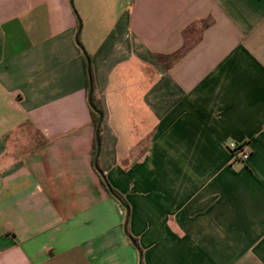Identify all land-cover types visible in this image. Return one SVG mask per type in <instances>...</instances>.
I'll use <instances>...</instances> for the list:
<instances>
[{"label": "crops", "instance_id": "1", "mask_svg": "<svg viewBox=\"0 0 264 264\" xmlns=\"http://www.w3.org/2000/svg\"><path fill=\"white\" fill-rule=\"evenodd\" d=\"M140 263L264 264V0H0V264Z\"/></svg>", "mask_w": 264, "mask_h": 264}, {"label": "water", "instance_id": "2", "mask_svg": "<svg viewBox=\"0 0 264 264\" xmlns=\"http://www.w3.org/2000/svg\"><path fill=\"white\" fill-rule=\"evenodd\" d=\"M70 4H71L72 7H74L73 0H70ZM80 34H81V23H80V20H79V29H78V32H77V35H76V43L80 47V49L82 50V52H83V54L85 56V59H86V63H87V73H88V76H89V79H90V88H89V93H88V104H89L90 108L95 113H97L98 116H99V121H98L97 128H96V146H97V152H96V158H95V161H94V165H95V168L98 171V173L100 175H103L102 171H100V169L98 167V157H99L100 148H101L100 128H101L102 121H103V114L100 111H98L96 109V107L93 105V98H92V96H93V86H92V80H91V61H90V58H89L87 52L84 50V48L82 47V45H81V43L79 41ZM110 193L120 203V205L126 211V218H125V223H124V233L128 237V239L131 241L132 245L139 252L140 259H141V257H142L141 250H140L137 242L131 237V235L129 234V231H128L129 218H130V210H129L128 206L124 203V201H122L120 199V197H118L116 194H114L112 192V190H110Z\"/></svg>", "mask_w": 264, "mask_h": 264}, {"label": "trees", "instance_id": "3", "mask_svg": "<svg viewBox=\"0 0 264 264\" xmlns=\"http://www.w3.org/2000/svg\"><path fill=\"white\" fill-rule=\"evenodd\" d=\"M91 80H92V86H93V105L96 107V109L98 111H100L102 114H103V110H102V106L100 104V102L96 99L95 97V93H94V85H93V77H92V73H91ZM89 88H90V79H89V76H88V93H89ZM91 115H92V120H93V125L95 127V129L97 128V124H98V121H99V116L97 113H95L92 109H91ZM96 152H97V146H95V149H94V157L96 156ZM96 169V168H95ZM97 171V170H96ZM98 172V171H97ZM101 178H102V181L104 183V185L106 186V188L108 189V191L110 192V190H112V192L114 194H116L118 197H120V199L122 201H124V203L126 204L123 196L118 193L116 190H114L107 182L106 178H105V175H100ZM114 198V197H113ZM127 205V204H126Z\"/></svg>", "mask_w": 264, "mask_h": 264}, {"label": "built area", "instance_id": "4", "mask_svg": "<svg viewBox=\"0 0 264 264\" xmlns=\"http://www.w3.org/2000/svg\"><path fill=\"white\" fill-rule=\"evenodd\" d=\"M229 148L234 154H236V156H238L239 160L243 163L247 162L251 156V150L247 145L244 149H241V147H239L237 144L231 143L229 145Z\"/></svg>", "mask_w": 264, "mask_h": 264}, {"label": "rangeland", "instance_id": "5", "mask_svg": "<svg viewBox=\"0 0 264 264\" xmlns=\"http://www.w3.org/2000/svg\"><path fill=\"white\" fill-rule=\"evenodd\" d=\"M74 8L76 9V0H73Z\"/></svg>", "mask_w": 264, "mask_h": 264}]
</instances>
